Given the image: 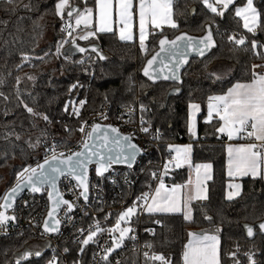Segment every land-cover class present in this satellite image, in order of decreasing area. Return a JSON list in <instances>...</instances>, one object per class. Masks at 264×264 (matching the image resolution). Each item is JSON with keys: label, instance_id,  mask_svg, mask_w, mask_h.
I'll return each mask as SVG.
<instances>
[{"label": "trees", "instance_id": "1", "mask_svg": "<svg viewBox=\"0 0 264 264\" xmlns=\"http://www.w3.org/2000/svg\"><path fill=\"white\" fill-rule=\"evenodd\" d=\"M23 2L28 3L29 0ZM56 2L57 0H32L33 5L38 6L37 10L29 11L21 7L14 14L5 12L4 5L0 4V80L3 81L0 92L4 94L0 96V194L7 177L9 181L6 189H9L24 167L34 166L40 161L45 141L52 138L68 144L75 137L76 128L81 122L89 119L104 105H134L140 108L143 104L147 110L143 113L140 111L139 114L148 122L149 135H156L158 129L162 131L158 139L161 151H153L148 155L154 160L151 164L146 162L148 157L140 159L144 164L134 167V172L139 176L138 180L130 185L121 184L118 200H126L131 205L142 193L151 191L155 186V179L150 173L156 162L162 158H170L172 151L169 146L175 144H191L192 163H212L213 178L208 185V199L191 204L192 221L184 220L181 213H144L132 217L130 226L138 228L141 241L151 244L153 252L170 258L172 264H182L181 253L183 245L188 241L190 229L215 232L216 228H220L221 264H235L236 261L239 264H249L245 255L249 252L255 253L254 258L258 264H264V233L258 232L259 223L264 222V180L244 178L242 194L228 200L225 196L228 181L227 142L215 131L218 119L206 122L208 97L223 94L237 81H246L247 68L254 63H264V60L252 54L250 45L249 50L245 51L243 47L236 48L227 40V36L233 31L246 35L249 39L253 38L242 27V21L237 24L239 18L234 17L231 6L225 13V18L215 17L216 23L220 25L219 33L213 30L215 47L203 56L194 57L184 69L180 81H154L143 74L147 59L159 49L158 38L151 35L146 41L149 49L147 56L141 51L137 40L122 41L115 32L97 33L96 37L87 41L77 40L80 47L90 49L92 45L98 46V50L107 59H98L96 53L77 51L71 56V61L85 59L86 63L80 65L65 61L63 57L44 56L45 52H55V44L63 35L60 32L62 22L55 15ZM70 2L80 4V0ZM87 2L89 7L95 5V0ZM244 2L246 0H237V5ZM255 4L258 8L261 7L262 0H255ZM80 6L83 7L82 4ZM41 16L43 19H40ZM20 17L24 19L21 20ZM211 18L213 14L204 7L201 0H173V19L179 27L172 29L164 26L163 34L169 39L184 33L200 38L205 35L201 26ZM261 20L264 22V15ZM46 27L51 30L53 40L46 46H41L40 39L45 34ZM255 39L264 43V32L258 30ZM257 51L264 49L258 48ZM89 54L91 60H87ZM24 55L31 59L23 61ZM40 56L44 57L43 61L36 59ZM51 58L57 60L54 69L56 74L47 68ZM218 63L231 65L232 72L220 79L210 76L213 66ZM21 64L22 67H17ZM29 76L36 79L29 80ZM17 77H20L19 83ZM77 81L83 87L69 92L70 86ZM70 100L77 102V106L80 100H86L79 117L72 114L71 106L68 112L64 111V105ZM192 103L201 105L196 137L189 132V105ZM24 104L38 113L48 115L51 123L31 116L25 110ZM66 127L72 131H66ZM7 133L13 135L6 138ZM16 133L21 136L20 140L15 139ZM38 137L41 140L40 145L35 149L30 148L27 141L30 139L35 143ZM168 173L173 184L185 183L189 169L183 167ZM25 198L26 195L18 201L16 210L26 215L28 209L25 207ZM37 198L39 197H32L27 205L28 208L33 205L30 212L44 205V198ZM1 199L2 194L0 203ZM121 211L123 209L116 213ZM205 214L212 219H206ZM89 218V215L86 216L83 222ZM157 220L161 223H155ZM245 225L253 227L252 237L247 235ZM150 229L155 230L154 234L149 232ZM36 243L44 246L41 257H28L21 264H46L52 256L45 242L34 234L32 228L27 227L17 229L11 234H0V264H15L26 249L34 250ZM70 246L72 258H82L85 264L90 261L94 251L92 245L85 247L84 257L79 253V243L70 241ZM233 252L236 253L235 257L231 256ZM120 254L123 258L122 264H159L158 261H152L131 249H124Z\"/></svg>", "mask_w": 264, "mask_h": 264}, {"label": "snow or ice", "instance_id": "2", "mask_svg": "<svg viewBox=\"0 0 264 264\" xmlns=\"http://www.w3.org/2000/svg\"><path fill=\"white\" fill-rule=\"evenodd\" d=\"M201 3L213 14V18L201 26L205 35L200 38H194L184 33L176 36L174 39H169L167 35L163 34L164 26L167 25L172 29H178L179 27L173 19V0H139L138 6L134 4V0H95V20L94 9L88 7L87 0H80V4L83 7L75 2H70V0H57L54 4V10L55 15L62 22L60 32L63 35L55 44V52H45L44 56L55 55L57 58L63 57L65 61L80 65L85 64L86 60L71 61V56L77 51L79 53H96L98 59H107L98 50V46L92 45L90 49L80 47L77 44V40L87 41L92 37H96L98 32H113L114 14L120 25L119 38L121 40H132L134 15L138 10L141 51L146 56L148 55L149 49L145 41L150 35L158 38L159 47V51L155 52L150 59H147L143 69L144 76L149 80L160 78L156 74L158 68L159 72L163 73V79L180 81L179 70L187 63L190 51L203 56L205 50L216 46L213 30L215 29L219 33L220 25L216 23L215 17L225 18V13L228 12L231 6L234 17L239 18L237 24L242 21V27L247 30V33L252 34L253 38L249 39L246 35L233 31L227 36V40L236 48L243 47L245 51L249 50L250 45L252 54L264 60V51H257L258 48L264 49V43L255 39L258 30L264 32V22L261 20L262 15H264V0H262L261 7L259 8L254 3V0H246L242 6L237 5V0H201ZM0 4L4 5L3 10L5 12L13 14L21 7L29 11L38 9V6L33 5L32 0H29L28 3H24L23 0H0ZM192 11L194 12L195 10L193 9ZM19 19L23 20L24 17H20ZM40 19H43V16ZM149 26H151V31H149ZM156 30H159V32ZM65 45H68V47L65 48ZM161 53L164 54L163 57H161ZM91 58L89 54L87 60H91ZM30 59L31 57L28 55L22 56L23 61H29ZM36 59L43 61L44 57L40 56L36 57ZM165 60H167V63L164 62ZM17 67H22V64ZM165 69H167V73H164ZM228 71H231V69ZM247 75L248 79L246 81H237L227 88L222 95H210L208 97L206 122L210 123L216 117L218 118V126L215 129L216 133L226 136L228 140L242 139L248 141L247 143L235 146L228 145V175L230 177L251 176L253 179L258 177L264 180V63L251 64L247 68ZM210 76L220 79V76L215 72L210 73ZM28 79L35 80L36 78L29 76ZM16 80L19 83L20 77H17ZM0 84H3L2 80H0ZM78 87H83V85L79 84V81L70 86L69 92ZM17 91L19 90L17 89ZM3 95L0 92V96ZM85 103L86 100H80L78 102L79 106H77V102L70 100L64 105V111L68 112L69 106H71L72 114L79 117L80 109L83 108ZM23 106L31 116L39 117L44 122L51 123L48 115L36 112L27 104ZM189 108L191 109L189 132L195 135V116L200 110V105L193 103L189 105ZM146 110V107L141 104V113ZM128 111L131 114L134 109L129 107ZM103 118L107 119L106 116H103ZM147 123L143 116H141L140 131L144 133L149 132L150 129L146 126ZM65 130L72 131L67 127ZM77 131L82 135L79 144L80 151L70 152L67 155L64 152L57 154V147L59 145L56 143L47 145L45 141L47 149L44 162H38L35 167L28 165L17 174L16 185L11 188L9 193H6L3 203L0 204V209H2L0 210V231H5L6 234V227L9 222L16 220V216L9 215L8 210L13 208V201L20 191L27 188L31 192L37 193L45 188H49L51 191L48 192V199L51 202V208L47 214V218L43 222V230L44 232H58L59 225L61 224V220L57 218L60 209L63 208L65 216L71 219L69 213L77 207L72 201L65 199L63 193H61L58 187L60 177L70 178L68 191L77 200L83 198L87 204L89 199V165L94 164L96 166V175L102 177L114 163L126 164L131 169L136 163L137 156L141 155L144 151L132 142L134 134L125 135L118 128L111 125L102 126L98 123L88 125L87 121H82ZM12 135L13 133H7L6 138ZM15 139L20 140L21 136L16 133ZM153 139H159L158 130ZM27 143L30 148L35 149L40 145L41 140L38 137L35 143L30 139ZM172 147L169 146V149L172 150ZM190 150L191 145L185 146L183 149L176 148V155L163 166V170L159 176L156 171L151 172V177L158 182L157 187L151 193H142L131 206L118 213L113 227H101L100 222L97 221L87 229L86 236L84 235L85 230L80 229L79 231L83 238L77 240V243L81 245L79 253L83 254L85 247L90 243L97 244L98 241L94 238L98 234L105 232L110 235L119 233L118 236H111V246L102 249L103 255L101 256V260L105 264H110L109 255L117 248H120L124 239L128 237V234L133 232V228L129 226L121 227V223L123 222L125 225H128L132 217L144 212L148 214L181 213L184 220L192 221L193 209L191 202L193 200L208 199L206 189L202 187L203 181L199 178V169L203 168L206 172H210L212 165L204 164L196 166L197 181L194 193L192 190H189L182 194V189L187 188V185L174 183L169 188L164 183V176L168 174L169 165L179 168L184 163H187L189 161L188 153ZM47 153H51V155L49 156ZM207 179H211V176L207 175ZM73 180L75 181L74 184L72 183ZM189 184H191V181H189ZM229 187L236 189L235 193H229V199H232L233 195L240 194V184L229 185ZM205 218L208 220L212 219L206 214ZM155 223L160 224L161 222L157 220ZM245 227L247 235L252 237L254 235L253 227L249 225H245ZM221 231L222 229L216 228L214 234H209L206 231L189 232L188 241L183 245L181 253L182 264H221V241L219 236ZM258 232L264 233V222L259 223ZM129 238L135 239V236ZM145 247L151 248L152 245L146 243ZM63 251L67 254L69 249L65 248ZM41 255L42 253L38 248L35 250L31 248L26 249L15 261V264H21V261L28 257H41ZM235 255V252L231 253V256L235 257ZM245 255L248 258L249 264H258L254 258V252L245 253ZM144 256L152 261H158L159 264H172L171 259L163 254L154 253L149 257L148 252H145ZM48 264H58L57 257L53 255ZM73 264H77V262L74 261ZM117 264H119V261H117ZM235 264H239V261H236Z\"/></svg>", "mask_w": 264, "mask_h": 264}, {"label": "built area", "instance_id": "3", "mask_svg": "<svg viewBox=\"0 0 264 264\" xmlns=\"http://www.w3.org/2000/svg\"><path fill=\"white\" fill-rule=\"evenodd\" d=\"M129 107L134 109V111H132L131 114H129L128 111ZM139 112H140V108L135 107L134 105H117L116 107H112L110 105H104L101 109H99L86 121L88 122V125H91L92 123L110 124L118 128L123 133L134 134L133 138L136 139L138 144L147 153V155L139 157V159L136 161L135 166L139 164L140 167L142 166V164H144L142 163V161H140V159L144 157H148V155L153 151L160 152L161 146L159 140L153 139L154 136L149 135V132L144 133L140 131L141 115L139 114ZM102 114L103 116H106L107 119H104ZM79 127L80 125L77 127V129ZM158 132L160 136L162 134L161 129H158ZM81 139H82V135L79 131H77L76 139L74 138V140H71L68 144H63L61 143V141L51 138L47 141V145L56 143L57 145H59L57 147V154H59L60 152H64L67 155L70 152H75L80 150L79 144ZM47 145L46 144L44 145V152L41 156L39 163L43 161L45 158ZM47 155L50 156L51 153H47ZM153 161L154 160L151 157H148L146 160L147 164H151ZM166 161L167 159L162 158V160L156 162L153 171H156L158 176L162 172L163 166L166 164ZM134 167L131 169L123 168V167H112L109 173L103 175L102 177L97 176L95 171L91 170L89 176V199L87 204L85 203L83 198L77 200L76 197L68 191L70 186L69 185L70 178L63 177L60 182L61 193H63L64 197L67 200L72 201L74 204H76L77 207H75L74 210L71 213H69L71 219H68L65 216L64 209L63 208L61 209V211L59 212V216L57 217L61 220V224L59 231L55 233H48V232H44L43 230L44 218L48 211V196H47L48 188L44 189L45 193L42 196H37L44 198V205L35 211L33 210L30 212L31 207H33V205L30 206L29 208L27 207L30 201H32V197H34V195L30 193L25 194L26 195L25 207L28 209L27 214L25 215L23 214L22 211H17L16 210L17 207L12 212H10L9 215L11 214L15 215L16 220L14 222H9V224L6 227V234H11L17 229L22 230L23 228L26 227L32 228L34 234H36L46 243V248L48 252L51 254V256L53 257V255H55L57 257L58 264H73L74 261H76L77 264H85L82 258H77V259L76 257L72 258V248L70 246V241L77 242L78 239H82L83 236H81L79 230L84 229L85 230L84 235L86 236L87 229L90 226L94 225L97 221H99L101 227L104 228H111L115 225L117 219L116 212L121 209L124 210L132 205V204L129 205L126 200H122L121 202L118 199L120 197L119 186L121 184L130 185L134 181L138 180L139 176L138 174H136V172H134ZM72 183L74 184L75 181L73 180ZM164 183L166 184L167 187L169 188L172 187L173 182L169 177V173L166 176H164ZM157 184L158 182L157 180H155V186ZM110 188H114V190ZM151 192L152 190L149 191V193ZM131 199L132 197L130 198V200ZM138 213H139V209H138ZM88 215L90 216V218L87 219L86 222H83L84 218ZM131 228H133V232L130 233L129 237L135 236V239L128 238L129 241L131 239L130 242L128 240H125L123 245L118 250L112 252L108 258L110 264H117V261H119V264H122L123 258L120 253L124 249H131L133 251L140 252L143 255L145 252H148L149 257H151L154 253L159 254L153 252L151 248L145 247V243L141 241L140 233L137 227H131ZM150 230L151 231L149 232L151 234L154 233L155 231L153 229ZM0 234H5V231H0ZM112 235L118 236V234L116 233L110 235L109 233L105 232L103 234H98V236L94 238L98 241V243L97 244L90 243V245L94 247V251L90 258V261L86 262V264H105V262L101 260V256L103 255L102 249L104 247L111 246ZM65 248L69 249V252L67 254H65L63 251Z\"/></svg>", "mask_w": 264, "mask_h": 264}, {"label": "crops", "instance_id": "4", "mask_svg": "<svg viewBox=\"0 0 264 264\" xmlns=\"http://www.w3.org/2000/svg\"><path fill=\"white\" fill-rule=\"evenodd\" d=\"M138 2H139V0H134V4L137 5V6H138ZM91 8L94 9V20H95V16H96L95 5L93 7H91ZM114 21L115 22L113 23V32H111V33L115 32L117 34V36L119 37L120 25L118 23V20H117L115 14H114ZM150 29H151V26H149V31H150ZM132 31H133V39L132 40H122V41H135V40H137L139 42V40H138L139 39L138 10L136 11V14L134 15V25H133ZM106 33H108V32H106ZM229 69H231V71H228ZM213 71L216 72L217 74L224 75L223 77H226L232 72V67H231V65H228V64H225V63H218V64L213 66L212 72ZM215 95H222V94H215ZM195 104H199V103H195ZM207 104H208V102H207ZM200 113H201V105H200V110L196 113V116H195V121H196V128H195V135H194L195 137L197 136V132H198V116H199ZM215 118L216 117H214L213 119H215ZM190 119H191V109L189 108V125H190ZM216 119H218V118H216ZM206 120H207V105H206ZM220 136H221V138L225 139L226 142H227V145H226V154H227L226 171H227L228 181H227V185H226L225 196H226V198L228 200H233V199L239 197L242 194V192H243V179L247 178V177H251V176H244V177L231 176L230 177L228 175V153H227V147H228L229 144L235 146L237 144L247 143L248 141L242 140V139H239V140H237V139L228 140L226 136H223V135H220ZM179 145H185V143L184 144L182 143V144L173 145L172 150H171L172 153H171L169 159H171L174 156V151H175L176 147H178ZM181 149H183V148H181ZM191 156H192V151H191ZM168 160L166 161V163L168 162ZM204 164H211L212 165V163H210V162H199V163L193 164L192 163V158H191V162L189 164L185 165V163H184L181 167H179V168L186 167V168L189 169V174H188L186 182L185 183H177V184H180V185H187L188 186L187 188L182 189V194L187 192V191H189V190H192V192L194 193L195 185H196V181H197V167L196 166L197 165H204ZM174 169H178V168L172 167V169H171L170 166H169V172L170 173ZM199 172H200V177L199 178H200L201 181H203L202 187H204L206 189V194L208 196L209 195L208 185H209V182L211 181V179L213 178V165H212V169L210 170V172H206L203 168L199 169ZM207 175H210L211 179H207ZM189 181H191V184H189ZM235 184H240L241 185L240 194L239 195H233V198L229 199L228 198L229 197V193H235V191H236L235 188H230L229 185H235ZM156 187H157V185L154 186L152 191ZM194 201H200V200H193L192 202H194ZM192 202H191V204H192ZM144 213L148 214L146 212H144ZM156 214H163V213H156ZM189 232H201V230L196 231L195 229H190ZM208 233L209 234H214L215 232H208Z\"/></svg>", "mask_w": 264, "mask_h": 264}, {"label": "water", "instance_id": "5", "mask_svg": "<svg viewBox=\"0 0 264 264\" xmlns=\"http://www.w3.org/2000/svg\"><path fill=\"white\" fill-rule=\"evenodd\" d=\"M188 36H189V35H188ZM194 38H197V37H194ZM210 49H211V48H210ZM210 49L205 50V54H206ZM158 51H159V49H158L156 52H158ZM154 54H155V53H154ZM163 56H164V54L161 53V57H163ZM196 56H200V55H198V54H197L196 52H194V51H190V52H189L187 63L184 64V65L180 68V70H179L180 79H181V76H182V73H183L184 69L188 66V64L190 63V61H191L194 57H196ZM164 62L167 63V60H165ZM154 67H155V66H154ZM164 73H167V69L164 70ZM156 74L159 75L160 78L155 79L154 81H162V80H165V79H163V73H160L158 68H157V70H156ZM169 80H171V79H169ZM171 81H173V80H171ZM98 124H101L102 126L110 125V124H106V123H98ZM111 126H113V125H111ZM113 127H115V126H113ZM119 131H120V130H119ZM120 132H121V131H120ZM121 133H123V132H121ZM123 134L127 135L126 133H123ZM132 142L135 143V144H137L140 148H142V147L138 144V142L136 141L135 138H133ZM79 151H80V150H79ZM145 155H147V153H146L145 151H143V153H142L141 155H138V156H137L136 161L139 159V157H141V156H145ZM43 162H44V160L41 161L40 163H43ZM135 164H136V163H135ZM135 164L133 165V167L135 166ZM95 167H96V166H95L94 164L89 165V167H88V178H89V176H90V172H91V170H94V171H95ZM112 167H123V168H128V166H127L126 164L114 163V164H112V166L109 168V170H108L107 172L104 173V175L107 174V173H109V171H110V169H111ZM133 167H132V168H133ZM62 178H63V177H60V179H59V181H58V187H59V189H60V182H61V179H62ZM15 185H16V183H15L13 186H11L9 189H7V191H5V193H4V195H3L2 199H1V203H0V204L3 203V200H4V197H5L6 193H9L10 190H11V188H13ZM49 191H51V189L48 188V192H49ZM60 191H61V190H60ZM27 193H30V194H32V195H34V196H42L45 192H44V189H43L41 192L33 193V192H31L30 189L24 188L22 191H20V192L16 195V197H15V199H14V201H13V208L8 210V214H9L10 212H12V211L17 207V205H18V201H19L20 199H22V198L24 197V195L27 194ZM47 196H48V193H47ZM64 198H65V197H64ZM65 199H66V198H65ZM50 208H51V202H50L49 199H48V211H47V214H48ZM61 209H62V208H61ZM61 209H60V211H61ZM1 210H2V209H1ZM60 211H59V212H60ZM47 214H46L44 220L47 218ZM11 215H13V214H11ZM59 228H60V225H59ZM48 233H55V232H48Z\"/></svg>", "mask_w": 264, "mask_h": 264}, {"label": "rangeland", "instance_id": "6", "mask_svg": "<svg viewBox=\"0 0 264 264\" xmlns=\"http://www.w3.org/2000/svg\"><path fill=\"white\" fill-rule=\"evenodd\" d=\"M254 3H255V0H254ZM239 6H242V5H239ZM165 26H167V25H165ZM45 34L41 37V39H40V45L41 46H46L47 44H49L50 42H51V40H53L52 38H53V35H52V33H51V30L50 29H48L47 27L45 28V32H44ZM139 40V39H138ZM147 41V40H146ZM146 41H145V43H146ZM56 58H51V59H49L48 60V64H47V68L48 69H50V70H52L55 74H56V71L54 70L55 69V66H56ZM214 72V71H213ZM212 72V73H213ZM216 73V72H215ZM220 77H223L224 75H220V74H218ZM77 129V128H76ZM76 133H77V131H76ZM75 139H76V135H75V137H74ZM74 138L72 139V140H74ZM188 145H190L189 143H185V145H179L178 147H176V148H184L185 146H188ZM176 155V152L174 151V156ZM173 156V157H174ZM188 157H189V161L187 162V163H185V165L186 164H189L190 162H191V150H190V152L188 153ZM36 166V164L34 165V166H32V167H35ZM170 166V168L172 169V167L173 166H171V165H169ZM176 168V167H175ZM8 181H9V179H8V177H7V179H6V181L4 182V184L1 186V194H2V197H3V195H4V193H5V191H7V189H6V184L8 183ZM17 181V180H16ZM16 181H15V183H16ZM14 183V184H15ZM13 184V185H14ZM12 185V186H13ZM0 194V195H1ZM122 212V211H121ZM125 226H129V227H131L130 226V224H128V225H125L123 222L121 223V227H125ZM196 231H199V230H196ZM116 234H118L119 235V233H116ZM129 235H130V233L128 234V237H126L125 239H124V241L125 240H127L128 238H129ZM124 241H123V243H124ZM46 244V243H45ZM123 245V244H122ZM46 246V245H45ZM39 249L41 252H43V250H44V246H42V245H40L39 243H36L35 244V247H34V250L35 249ZM119 248H117L116 250H118ZM115 250V251H116ZM52 258H50V260H51ZM49 261V260H48ZM46 264H48V262L46 263Z\"/></svg>", "mask_w": 264, "mask_h": 264}, {"label": "bare ground", "instance_id": "7", "mask_svg": "<svg viewBox=\"0 0 264 264\" xmlns=\"http://www.w3.org/2000/svg\"><path fill=\"white\" fill-rule=\"evenodd\" d=\"M40 198V197H39ZM39 198H37V199H39ZM42 199V198H41Z\"/></svg>", "mask_w": 264, "mask_h": 264}]
</instances>
